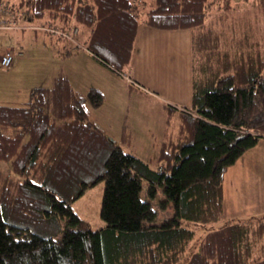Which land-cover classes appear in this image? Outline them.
Instances as JSON below:
<instances>
[{
    "label": "trees",
    "instance_id": "obj_1",
    "mask_svg": "<svg viewBox=\"0 0 264 264\" xmlns=\"http://www.w3.org/2000/svg\"><path fill=\"white\" fill-rule=\"evenodd\" d=\"M11 3L0 0L32 20L81 28L78 43L57 37L72 46L64 54L83 44L124 76L140 20L190 28L193 101L165 105L167 126L152 161L123 148L131 130L123 128L120 142L100 126L93 112L105 101L102 90L76 89L63 69L52 85L33 88L26 104H0V161L12 171L0 166V264H177L195 238L191 223L214 228L185 264H264V223L229 221L224 213L226 172L264 139V23L260 37L250 21L237 26L232 0ZM257 5L264 18V0ZM102 180L106 224L95 230L72 203ZM159 189L160 207L172 209L165 218L153 204Z\"/></svg>",
    "mask_w": 264,
    "mask_h": 264
},
{
    "label": "rangeland",
    "instance_id": "obj_2",
    "mask_svg": "<svg viewBox=\"0 0 264 264\" xmlns=\"http://www.w3.org/2000/svg\"><path fill=\"white\" fill-rule=\"evenodd\" d=\"M9 4L13 0L7 1ZM258 0H232L234 10L233 19L237 20V26L239 22H251L252 26L256 29L257 36L260 37L259 28L263 26L264 18L263 14L260 15L258 11ZM3 6V5H2ZM13 6V5H12ZM6 7V6H5ZM16 8L15 13L19 21H26L27 23L36 24L42 27L43 30H26L29 28L22 29H5L0 27V57L4 51L13 50L17 51L16 57L13 59V64L10 67H5L0 64V104H26L30 100V92L37 86L48 87L52 85V80L57 75L60 69L63 67L68 71L71 67L76 66L80 69L83 68L85 74L82 75L80 80L74 83L79 88L87 90L94 86H105L107 81H102L100 77L108 80H117L120 85L117 87L119 91L122 86L124 87L125 80L117 78L112 70L104 66L94 56H90L87 50L81 49V51L70 56L65 55V47L71 48L70 44L59 41L57 37L66 38L62 34H54L51 36L50 32L45 30L51 25L46 19L43 20H32L31 16H28V12H24L25 8ZM148 7V4L145 8ZM220 10H213L209 15V19H214ZM222 11V10H221ZM20 13L22 17H20ZM24 16V17H23ZM142 23L143 21L140 20ZM24 23V22H23ZM57 26H59L57 24ZM64 31V29H62ZM41 31V32H40ZM81 28H79V33ZM49 33V34H47ZM78 33V34H79ZM87 32L81 33V40L86 44ZM56 37V38H55ZM58 39V40H57ZM67 47V48H68ZM88 73H87V72ZM129 73V72H128ZM129 74L132 75V72ZM123 81V82H122ZM105 93L108 99L105 102L104 108L96 110V113L105 120L108 127H111V131L118 141H121L122 128L126 122V128L131 127V133L135 142V145L128 147L124 145L123 148L127 152H132L142 159L152 161L154 157L158 155V147L161 141H163V134L167 126L166 119L167 112L159 108L157 104H152L147 99L141 98L140 100L127 97V92L123 88L124 92V103L119 98H115L118 92L113 91V87L105 86ZM131 103L132 111L125 115L127 121L121 119L124 112V108ZM145 100L147 103L143 102ZM155 103V102H154ZM123 111V112H121ZM173 120L172 127L177 128V122ZM157 140L154 147H152L153 140ZM261 144L256 147L247 150L243 157H241L233 166H231L226 173V190L227 195L231 193L233 198L227 203L225 201V213L229 221H249L258 227L260 223H264V139L260 140ZM153 165V164H152ZM0 166L3 169L11 171L9 163L0 161ZM260 166V167H258ZM155 167V165H153ZM258 167V170L256 168ZM256 170V173H254ZM144 182V191L142 192L145 198V187L148 182ZM105 188L104 181H99L96 185L89 187L87 191L76 201L72 203L76 213L81 215L83 218L91 222L93 229L98 230L100 227L105 226L106 222L100 215L101 202L103 199V191ZM164 193L161 189L157 191L156 197L153 198V204L159 211L160 218L168 217L172 213L171 207L168 209H162L160 207V200L164 199ZM232 204V205H231ZM231 205V207H230ZM222 222L215 223V226L221 225ZM191 228L196 230L195 238L192 240L188 251L183 255L181 261L177 264H185L189 257L197 249L199 240L203 237L202 235L213 228L209 224H189ZM264 234V231L263 233ZM264 248V237L262 236L258 247Z\"/></svg>",
    "mask_w": 264,
    "mask_h": 264
},
{
    "label": "crops",
    "instance_id": "obj_3",
    "mask_svg": "<svg viewBox=\"0 0 264 264\" xmlns=\"http://www.w3.org/2000/svg\"><path fill=\"white\" fill-rule=\"evenodd\" d=\"M30 29L35 30V28H29L26 30ZM192 33L193 32L190 28H157L149 24L147 25L146 23L139 22L136 31L137 35L134 42L133 60L130 66L128 67V72H132V77L130 76L131 74L124 76L108 67L109 70L113 71L114 75L117 78H119L120 80H125L124 87L122 86L120 88L122 89V91H119V89L117 88L120 83L118 85L117 80H115V78L114 80H108L106 78L100 77V79L104 82L107 81L106 83L108 84H106L105 86H111L113 87V91L118 92V95L115 98L116 100L119 98L120 94V99L122 103H124L123 88H125V91L127 92V97L129 99L133 98L134 100L136 99V101L140 100L141 98L147 99V101L150 102L151 105L157 104L159 108H161L163 111L165 110V105H172L174 107L177 106L178 108L190 106L193 101V77L191 66ZM62 44L65 43L62 42ZM81 45L82 46L78 48L79 50H75V53L78 54L81 49H84L88 51L90 56H92L91 52L87 48H85L83 44ZM104 66L106 65L104 64ZM62 69L68 74L70 82L73 84V86L76 89L83 91L84 88L82 89L77 87L72 78L74 76L75 81L78 82L82 75L85 74L83 68L80 69L76 66H73L69 71L64 67ZM132 79L136 80V83H134V87H131L130 85V83L133 81ZM105 86H96L101 89L102 92L105 94V101L103 105L99 108H96L93 113L94 116L98 118L100 126L103 127V129H105L107 133L111 134L114 137L110 129L111 127H108L110 125H107V122L105 120L102 121L96 113V110L102 109L104 108L103 106L106 105L105 102L108 97L104 91L105 88H103ZM128 101L129 105L124 108V112L121 111L123 112L121 118L123 121L124 119L125 121H127L125 109L126 113L133 112V107L131 106L130 100ZM142 101L147 103L145 100ZM125 125H123V128L126 127ZM127 129L130 131L131 127H127ZM135 142L137 141L135 139H132L130 146L135 145ZM156 142L157 140L154 139L152 142V147L155 146ZM260 142L259 144H261ZM258 167L256 168V170H258ZM256 170L254 173H256ZM226 182L227 178L225 176L224 201H227L228 203L233 198V195H231V193H228L227 195L225 185Z\"/></svg>",
    "mask_w": 264,
    "mask_h": 264
},
{
    "label": "built area",
    "instance_id": "obj_4",
    "mask_svg": "<svg viewBox=\"0 0 264 264\" xmlns=\"http://www.w3.org/2000/svg\"><path fill=\"white\" fill-rule=\"evenodd\" d=\"M20 17L22 15L20 14ZM24 17V16H23ZM24 22V23H23ZM19 21L18 17H16L15 9H10L9 7L2 6L0 4V27L5 29H22L24 28H35V29H42V27L37 26L36 24L27 23L26 21ZM48 32H50L51 35L54 34H62L65 36L68 41L78 43L76 35L79 32L78 27H74L70 29L69 31H63L60 26L51 25L47 28H44ZM17 51L13 48V50L4 51L2 56L0 57V64L1 67H10L13 63V59L16 57Z\"/></svg>",
    "mask_w": 264,
    "mask_h": 264
}]
</instances>
